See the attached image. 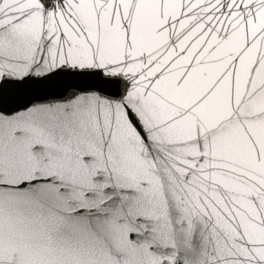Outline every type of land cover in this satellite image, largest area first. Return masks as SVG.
Returning a JSON list of instances; mask_svg holds the SVG:
<instances>
[{
  "label": "snow or ice",
  "instance_id": "obj_1",
  "mask_svg": "<svg viewBox=\"0 0 264 264\" xmlns=\"http://www.w3.org/2000/svg\"><path fill=\"white\" fill-rule=\"evenodd\" d=\"M0 264H264V0H0Z\"/></svg>",
  "mask_w": 264,
  "mask_h": 264
}]
</instances>
